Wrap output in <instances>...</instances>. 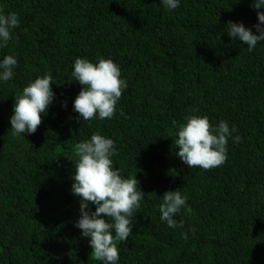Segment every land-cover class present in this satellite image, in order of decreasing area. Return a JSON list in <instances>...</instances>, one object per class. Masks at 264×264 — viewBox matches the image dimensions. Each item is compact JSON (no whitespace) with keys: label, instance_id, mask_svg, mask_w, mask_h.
Listing matches in <instances>:
<instances>
[{"label":"trees","instance_id":"trees-1","mask_svg":"<svg viewBox=\"0 0 264 264\" xmlns=\"http://www.w3.org/2000/svg\"><path fill=\"white\" fill-rule=\"evenodd\" d=\"M251 3L0 0V12L20 20L0 48V61H18L12 79L0 80V264H105L74 226L80 198L71 191L74 145L95 132L114 141V170L136 174L145 194L132 234L115 241L116 264H264V42L249 51L226 32L232 21L258 35ZM98 56L119 66L127 88L111 119L83 121L73 64ZM46 73L54 99L42 123L14 135L15 96ZM192 114L235 127L222 166L189 168L176 156L172 122ZM175 190L192 211L181 208L173 218L183 227L170 228L159 205Z\"/></svg>","mask_w":264,"mask_h":264},{"label":"clouds","instance_id":"clouds-1","mask_svg":"<svg viewBox=\"0 0 264 264\" xmlns=\"http://www.w3.org/2000/svg\"><path fill=\"white\" fill-rule=\"evenodd\" d=\"M161 4L172 10L179 6V0H161ZM251 7L257 10L258 23L253 27L258 35L242 23L229 21L226 27L227 35L247 45L249 51L255 49L258 43L264 42V11H260L264 9V0H252ZM19 25L17 13L0 12V48L7 47L12 31ZM17 66V59L6 55L0 61V80L12 79L13 70ZM72 77L82 86L73 102V109L79 117L83 121L97 116L100 120L111 119L123 90L127 88V82L120 78L119 66L112 59L99 56L96 63L86 58H76ZM52 80V76L46 73L30 81L22 93L15 96L13 114L10 117L14 135L36 132L46 109L54 99ZM185 121L172 122L177 129L176 156L189 168L209 170L222 166L227 160L228 138L236 131L235 127L230 129L227 121H220L213 127L207 116L196 114L186 116ZM240 140L241 137L236 136L233 142ZM74 147L77 159L72 160L75 168L71 191L80 198V217L74 226L81 230L82 237L89 239L91 254L96 260L116 264L119 250L115 241L126 242L132 234L134 213L145 194L139 187L136 174L125 178L119 169L114 170L112 157L118 153L112 139L95 132L90 139L82 140ZM161 198L160 219L170 228L183 227V221L177 224L173 217L181 208L191 213L192 209L186 203L187 196L182 195L180 190H175L165 192ZM89 204L95 205L94 212L89 210ZM108 218H111V223ZM181 235L187 239L186 234Z\"/></svg>","mask_w":264,"mask_h":264}]
</instances>
